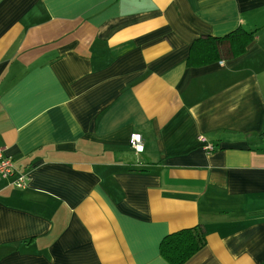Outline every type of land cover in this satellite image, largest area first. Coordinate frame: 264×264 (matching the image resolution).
I'll return each instance as SVG.
<instances>
[{
  "label": "crops",
  "instance_id": "obj_1",
  "mask_svg": "<svg viewBox=\"0 0 264 264\" xmlns=\"http://www.w3.org/2000/svg\"><path fill=\"white\" fill-rule=\"evenodd\" d=\"M0 147V264H169L196 225L184 264H264V0H0Z\"/></svg>",
  "mask_w": 264,
  "mask_h": 264
},
{
  "label": "trees",
  "instance_id": "obj_2",
  "mask_svg": "<svg viewBox=\"0 0 264 264\" xmlns=\"http://www.w3.org/2000/svg\"><path fill=\"white\" fill-rule=\"evenodd\" d=\"M253 33L237 29L222 38L201 37L190 46L188 62L204 65L221 58L219 43L227 42L225 53L230 57L241 55L252 40ZM205 230L201 225L181 229L165 235L159 243V253L169 264H184L204 247Z\"/></svg>",
  "mask_w": 264,
  "mask_h": 264
},
{
  "label": "built area",
  "instance_id": "obj_3",
  "mask_svg": "<svg viewBox=\"0 0 264 264\" xmlns=\"http://www.w3.org/2000/svg\"><path fill=\"white\" fill-rule=\"evenodd\" d=\"M199 140L203 142V149L210 153L214 150V145L205 141L203 136H199ZM129 143L131 148L140 153L143 151V141L142 137L138 133H133L130 136ZM8 177H13V185L16 188L23 189L27 185L28 175L25 172H21L17 169L14 164V161L5 156L2 148L0 147V179H5Z\"/></svg>",
  "mask_w": 264,
  "mask_h": 264
}]
</instances>
